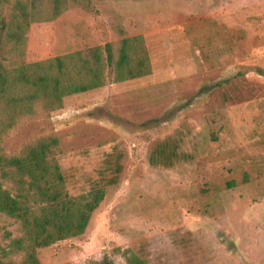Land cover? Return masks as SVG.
<instances>
[{"label": "rangeland", "instance_id": "obj_1", "mask_svg": "<svg viewBox=\"0 0 264 264\" xmlns=\"http://www.w3.org/2000/svg\"><path fill=\"white\" fill-rule=\"evenodd\" d=\"M78 2L30 24L27 63L141 36L151 74L116 84L107 68L105 86L3 139L13 155L56 135L67 195L103 191L85 232L37 249L39 264H127L126 249L146 264H264V0ZM3 229L20 235L13 219Z\"/></svg>", "mask_w": 264, "mask_h": 264}, {"label": "trees", "instance_id": "obj_2", "mask_svg": "<svg viewBox=\"0 0 264 264\" xmlns=\"http://www.w3.org/2000/svg\"><path fill=\"white\" fill-rule=\"evenodd\" d=\"M78 1L0 0V217L15 220L20 229L17 237L2 230L0 264H39L37 249L82 235L104 196L100 189L78 198L67 195L55 157L56 135L35 137L13 155L4 152L3 139L22 121L61 109L64 97L105 86L107 68L113 83L151 74L141 36L27 63L30 24L51 21ZM123 255L127 264H146L129 249Z\"/></svg>", "mask_w": 264, "mask_h": 264}, {"label": "crops", "instance_id": "obj_3", "mask_svg": "<svg viewBox=\"0 0 264 264\" xmlns=\"http://www.w3.org/2000/svg\"><path fill=\"white\" fill-rule=\"evenodd\" d=\"M146 77H148V76H145V77H141V78H138V79H134V80H144V79H146ZM129 81H133V80H129ZM128 81H125V82H121V83H116V84H122V83H127ZM96 90H98V89H96ZM85 93V92H84ZM78 94H82V93H78Z\"/></svg>", "mask_w": 264, "mask_h": 264}]
</instances>
